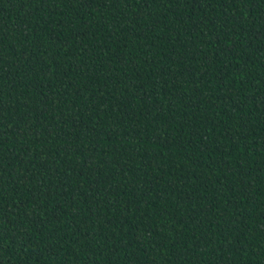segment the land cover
<instances>
[{
  "label": "trees",
  "instance_id": "16d2710c",
  "mask_svg": "<svg viewBox=\"0 0 264 264\" xmlns=\"http://www.w3.org/2000/svg\"><path fill=\"white\" fill-rule=\"evenodd\" d=\"M0 264H264V0H0Z\"/></svg>",
  "mask_w": 264,
  "mask_h": 264
}]
</instances>
